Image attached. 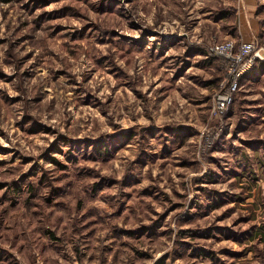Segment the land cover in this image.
Masks as SVG:
<instances>
[{"label": "rangeland", "instance_id": "374dc122", "mask_svg": "<svg viewBox=\"0 0 264 264\" xmlns=\"http://www.w3.org/2000/svg\"><path fill=\"white\" fill-rule=\"evenodd\" d=\"M0 183V264H264V0H0Z\"/></svg>", "mask_w": 264, "mask_h": 264}, {"label": "built area", "instance_id": "2783aa9c", "mask_svg": "<svg viewBox=\"0 0 264 264\" xmlns=\"http://www.w3.org/2000/svg\"><path fill=\"white\" fill-rule=\"evenodd\" d=\"M235 43L232 40H226L220 43H214L210 50L214 54L224 57L227 61V79L228 91L218 95L216 98V110L224 109L231 100V91L236 89L239 79L248 71L255 61V57H262L259 51H256L254 41L242 42L238 49H235ZM225 83V82H224Z\"/></svg>", "mask_w": 264, "mask_h": 264}, {"label": "crops", "instance_id": "0c3cea01", "mask_svg": "<svg viewBox=\"0 0 264 264\" xmlns=\"http://www.w3.org/2000/svg\"><path fill=\"white\" fill-rule=\"evenodd\" d=\"M249 4H251V2H253L254 0H246Z\"/></svg>", "mask_w": 264, "mask_h": 264}, {"label": "trees", "instance_id": "16d2710c", "mask_svg": "<svg viewBox=\"0 0 264 264\" xmlns=\"http://www.w3.org/2000/svg\"><path fill=\"white\" fill-rule=\"evenodd\" d=\"M2 187V183H0V188Z\"/></svg>", "mask_w": 264, "mask_h": 264}]
</instances>
